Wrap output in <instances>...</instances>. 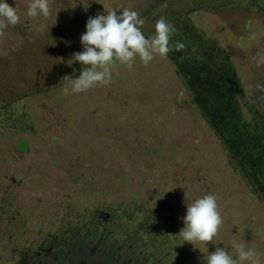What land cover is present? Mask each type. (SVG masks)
Masks as SVG:
<instances>
[{"label":"rangeland","instance_id":"obj_1","mask_svg":"<svg viewBox=\"0 0 264 264\" xmlns=\"http://www.w3.org/2000/svg\"><path fill=\"white\" fill-rule=\"evenodd\" d=\"M7 2L18 6L21 22L9 26L0 37V85L16 84V89L40 93L26 95L20 102L26 113L30 112L35 132L24 134L14 128L4 133L7 142L0 137L4 142L0 144V207L7 208V215L0 218V263L9 264L11 257L7 252L18 248L24 251L22 245L37 231L45 236L66 232L70 236L84 229L81 225L100 222L98 213L104 210H112L113 217L121 204H132L129 208L134 212L146 202L136 203L134 198L138 201L145 197L157 203L160 200L158 204L166 205L168 214L180 208L184 217L187 205L201 197V189L215 194L223 224L213 243L197 241L193 245L183 241L181 229L176 231L180 215L172 216L166 223L171 228L167 236L170 243L176 242V248L167 246V261L199 264L201 260V264H206L208 254L216 247H225L236 257L231 244L237 241L254 248L264 264V195L254 197L243 187V181L250 179L253 181L245 183L255 185L259 193L264 187L261 174L250 168L262 167L264 172V141L246 142L248 152L242 162L224 141L226 134L221 133V128H208L202 109L194 104L195 100L202 102L201 106L211 107L218 116L219 110L226 114L234 109L240 114L234 116L237 123L241 121V111L243 122L253 127L255 120L264 126V118H253L255 113L264 115L255 103L256 93L261 92L258 85L264 78V63L259 62L260 55H264V0H52L51 18H29L26 12L30 0ZM208 7L222 11L208 14ZM123 8L139 13L146 37H154L159 18L172 22L171 51L156 55L147 66L139 67L138 62H142L137 56L131 69L116 61L112 81L86 92L65 95L64 88L51 90L53 85L61 84L62 71L71 76L63 57L71 58L75 35L80 45L74 47L82 51L80 37L86 31L88 18ZM55 35L64 39L63 44L67 42L68 55L56 48L61 60H52L51 50L47 49L45 61L41 40ZM13 97L21 96L17 93ZM151 98L161 107L154 105ZM191 103L193 106L189 107ZM150 105L153 110L146 112ZM111 108H121L123 118L120 111L114 116L105 111ZM6 111L11 112L12 108ZM94 112V116H83ZM193 112L194 119L201 117L205 124L201 129L194 128ZM5 117L12 126L20 124L13 115ZM229 120L224 119L222 124ZM178 137L184 146L176 142V147L157 152L160 144H167L168 140L174 144L172 138ZM23 138L28 139L29 147L23 154H16L15 144L26 148ZM232 142L237 143V138L233 137ZM255 155L262 157L257 164ZM15 156L16 163L39 158L40 173H26L15 163ZM187 164L193 165L183 168ZM181 182L185 191L197 193L184 196ZM19 183L21 190L16 188ZM153 205L147 206L148 211L153 210ZM164 212H154L152 218L144 219V226L152 225ZM18 227L29 233L11 238L10 235L19 234ZM108 227L111 230L114 224ZM52 239L46 241L45 247L50 246ZM184 246H189L190 257L182 253Z\"/></svg>","mask_w":264,"mask_h":264},{"label":"clouds","instance_id":"obj_2","mask_svg":"<svg viewBox=\"0 0 264 264\" xmlns=\"http://www.w3.org/2000/svg\"><path fill=\"white\" fill-rule=\"evenodd\" d=\"M52 0H30L26 15L29 18L51 15ZM21 22L18 6L10 5L7 0H0V37H3L9 26H17ZM144 21L139 13L123 8L115 9L89 17L86 31L81 34L82 51L74 52L68 60L71 66L79 62L82 70L79 76L65 75L67 81L64 94L86 92L97 85H107L112 81L114 64L119 61L129 69L137 58L147 66L156 55L164 56L170 51V38L173 26L161 17L155 23L154 37H146L142 31ZM178 47H183L178 45ZM260 63H264V55H260ZM75 72V69H73ZM184 227L179 235L183 241L195 244L212 242L223 224L215 194L209 193L187 205L186 215L182 218ZM236 257L225 247H216L207 256L206 264H261L260 255L254 248H246L243 243L233 241Z\"/></svg>","mask_w":264,"mask_h":264},{"label":"trees","instance_id":"obj_3","mask_svg":"<svg viewBox=\"0 0 264 264\" xmlns=\"http://www.w3.org/2000/svg\"><path fill=\"white\" fill-rule=\"evenodd\" d=\"M91 5H92V2L90 3V5L88 7H90ZM50 7H51V5H50ZM208 8H209V10H205L206 11L205 13H208V11H211L213 13L214 12L218 13V12H221L222 11L218 7H208ZM229 14H230V12H229ZM49 17L51 18V15ZM170 23H171V25H173L172 22H170ZM226 25L228 26L227 28H231L230 27V24H226ZM174 26H175V23H174ZM63 33H65V28H64ZM64 35H66V33ZM77 39H78V37L75 35V38H74L73 43H72L73 45H71L72 54L74 52H78L77 48L74 47V45L75 46L80 45V44H78ZM63 40L64 39H62V37L60 38V37H58L56 35L54 37L46 36L45 38H43L41 40L42 45H43V48H44L43 49V52H42L43 57H44L43 60L46 61V57H47L46 56V50L47 49H50L51 50L50 51V59H52V60H54L57 57V55H58V53L54 50L56 48L58 49V51L64 50L65 54L68 55V52L66 50L67 49V42L65 44H63ZM55 41H57V42H55ZM48 42H49V46L47 45ZM174 46H176V45L174 44ZM66 57H67L66 55H65V57H63V59L66 61L65 63L68 62V60H66ZM57 59L58 60H61L60 59V56L57 57ZM67 65H68V63H67ZM143 65H144L143 63L140 64V62H138V66L139 67L140 66H143ZM9 66H12V65H9ZM69 67H70L71 76L72 77H76V76H79V74L81 72L79 70V68L82 70V67H86V66H82L79 62H74ZM73 69H75V72L73 71ZM201 69H203V68H201ZM68 73H66V71L65 72L62 71V73H61L62 74L61 75V84H55V85H53L51 87V90L63 89L67 85V81L63 77L65 75H68ZM147 81L148 80L145 79V81H143V82L146 83ZM19 84L20 83H18V85ZM15 85L16 84H13V85H10V86H7V87H4V86L1 87V85H0V96L3 97L2 100L0 101V137L4 140V142H7V140H8L7 139L8 136L7 135L5 136L4 133L7 132V131H11L12 132V129H14V128H17L18 130L23 131L24 134L31 133V131L32 132H35V130L33 129L34 124H33L32 119H31V114H30V112L28 110H27V113H26L25 108L22 107V105H21L20 102H22L23 100L26 99V97H25L26 95L27 96L28 95H34V94H38L40 92L39 91L37 92L36 90H33L32 91L31 89H29V90H26V89L25 90L24 89L21 90L20 89L19 90V89H16L15 88ZM258 86H260V91L261 92H257L256 93V96L258 97V99H256L255 103H256L257 106H260L264 110V78L260 81V84ZM143 88L145 89V86H143ZM241 88L242 87H240V89ZM151 89H153V88H151ZM17 93L20 94L21 97H13V95L14 94H17ZM153 101H154L153 102L154 105H158L159 108L161 107V105H159V103L156 100H153ZM196 103H200V104L197 105ZM201 103L202 102H199V101H196V100L194 102L195 107L197 109H200V108L202 109V112L201 113H203V118H204L205 122L208 124V126H209L208 128H212L213 130H216V129H220L221 128V133H225L226 134L224 141H227L228 142L229 149H232L233 148L232 149L233 156L240 157L241 158V161L242 162H245V160H244L246 158L245 154L248 152V151L245 150V148H246V142H251L253 140L264 141V136H262L264 134V126L261 123H259L258 121L256 122L255 120H253L255 122V125L253 127H252L251 123H249V122H247V123L243 122L242 120H244L245 118L243 117L241 111H240V113H241V119L240 120L241 121H238V123H237L234 120V116L235 115H240V114L236 113V111H234V109L232 111L231 110H228L226 114L219 110L218 111L219 116H218L217 114H215V111H213V109L211 107H206L204 105L201 106ZM191 104L192 105L189 104V107L190 106H193V103H191ZM150 106H151V108L147 109L146 112H148L149 110H153V106L152 105H150ZM9 108H12V111L11 112L6 111ZM4 109H5V111H3ZM105 111H107V113H109V111H110L111 112L110 113L111 116H114L116 114L114 112H116V111L117 112L120 111L119 114H120V117L121 118H123V115H124L123 110L121 108H111V110H108L107 109ZM194 113L195 112H193V114H192V118L193 119H191L193 121V124L195 125L194 128L201 129V126L204 123L202 122L201 117H200V120L194 119ZM26 114H28V115H26ZM6 115H13V116H15L20 121V124L18 126H12L10 124L9 120H6V118H8V117H5ZM94 115H95V112L92 113L91 115L85 114L83 116L88 117V116H94ZM261 115H262V113H255V115H254L253 118H264V115L263 116H261ZM231 116H232V119H231ZM226 118H230V120L228 122H225L224 124H222V121L224 119H226ZM216 119H217V121H216ZM27 121L29 122V124H26ZM102 124L105 127L109 128V126L107 125L106 122H102ZM11 134L14 135L13 133H11ZM233 137H236L237 138V141H238L237 143H233L232 142V138ZM172 139H173L174 144H172V142L168 140L167 144L162 143V144H160L158 146L157 152L161 153V151L164 150L165 147H167V148L176 147L177 145H179L176 142L180 143V146L181 147L184 146L183 145L184 142H183V140H182L181 137L172 138ZM22 140L27 141L26 142V148L25 149H20L21 147H18L15 144V147H16V150H17L15 152L16 154L17 153L19 154V152L23 154L24 152H26V150L29 147V141H28V139L27 138H23ZM61 140H63V138ZM4 142L3 141H0V144H2ZM249 145H253V144H249ZM37 153H39L38 150H37ZM148 154H149V152H148ZM29 155H33V153L32 154H29ZM254 157H257L258 158L256 160V164L260 161L259 159H262V157L259 156V155H255ZM3 158L5 159L4 156H3ZM16 160H17V157L15 156V163H16ZM74 160H75V158H74ZM33 162H36L37 163L36 164V167H30L29 166ZM16 164H19L20 165V168H22L29 175L32 174V176H36L37 174H39L40 173V169H42V163L39 161V158H37L36 160L27 161L26 163H24L23 160H20V162L19 163H16ZM16 164H14V165H16ZM191 165H193V164H187V166L186 167H183V168L187 169ZM172 166H173V163H171V166L168 167L169 170L172 168ZM180 167H182V164L180 165ZM250 168L255 169V171H258L261 174V176H262V178H261L262 185H264V172H263V168L261 167V169H260L259 167H255L253 165H250ZM178 170H179V168H178ZM172 180H174V182H176L175 179L172 178ZM252 181H253V179L243 181V187L252 196H254V197L255 196H259V197L262 198V195H264V187L263 186L261 187V191L259 193L256 190L255 185L251 186L250 183H245V182H252ZM162 184H164V186H166L167 185V181H164ZM181 184L183 185V190L181 191L179 188L178 189L181 192H183L184 196L187 193H189V194H191V193H195L196 194L197 193V192H192V191H185V188H184V185L185 184H184V182H181ZM200 187H201V184H200ZM160 191L161 190H159V192ZM162 192H164V191L162 190ZM168 192H170V191H168ZM153 193H155V191H153ZM206 193L207 192L201 191V189H200V196L201 197L204 196V195H206ZM157 194H159V193H157ZM163 196H164V199H165V193H164ZM152 197H153V195H152ZM12 199L13 198H10L9 199V202H12L13 201ZM135 200L136 199L134 198L133 202H136V203H142L143 201H146V202H143L142 203L141 206H143V207H141L140 209H137L135 212H132V209L129 208V206H133L132 204H128V205L121 204L122 210L124 211V213H122V214H126L127 215L125 217V220H124V225H123L124 228H127V227L129 229L130 228H135V226H137V225L144 226V223H143V220L144 219L142 220V217H146V219H150L154 215V212L160 210L159 209L160 205L158 204L160 200H158V203H157L156 200H153V199H151L149 201L145 197H144V200H143V198H140L138 201H135ZM185 201L186 200H183V205L185 204ZM123 202L127 203L126 201H123ZM133 202H131V203H133ZM164 202L165 201H163V203ZM152 203H154L153 210L152 211H148L149 207H147V206H150ZM164 204H166V202ZM138 210H142L143 212L141 211L139 213ZM12 211H15L16 213H22L19 209H12ZM183 211L184 210H181L179 208V209H175V210L170 211L171 213L168 214V210L166 209L165 212H164V215L162 216V218L159 217L158 220H155L153 222V224H152V226H153L152 228L153 229L151 230V234L152 235H150V238L153 239L151 241V243L154 246H160L159 241L157 240V231L159 229V231L161 233L163 231H165L164 233H166L165 236H166V239H167V242H168L167 245L169 246V248L176 247L175 246L176 245V242L174 244H172L169 241V238H168L167 234H169V232H171L170 231L171 228L169 229V225H166V223L169 222V218H171L172 216L180 215V217H179L180 221L177 220L178 224H177L176 231L182 229L184 227V221L182 219L183 218ZM6 215H7V208L4 206V207H2L0 209V218H3ZM11 216H13V215H11ZM158 216H160L159 213H158ZM29 221H31V220L29 219ZM2 236H5V235H2ZM154 238H155V240H154ZM192 246L190 247V249L192 248ZM188 248H189V246H186V247L184 246V249L182 250V253H184L186 256H189L190 257L191 256V253L190 252L188 253V251H187ZM193 248L194 249H198V246H195ZM166 249H168V248H166ZM111 258L110 257H105V259H104V260H106L105 261V264H107V263L110 264V261L111 260H113V259L115 260V257L114 256L113 257L111 256ZM101 259H102V255H101ZM196 260L198 261V259H196ZM201 262L203 263V261L199 260V264H201ZM169 263H171V260H169Z\"/></svg>","mask_w":264,"mask_h":264},{"label":"flooded vegetation","instance_id":"obj_4","mask_svg":"<svg viewBox=\"0 0 264 264\" xmlns=\"http://www.w3.org/2000/svg\"><path fill=\"white\" fill-rule=\"evenodd\" d=\"M21 184L16 188L21 190ZM165 207L166 205L159 208L164 211ZM138 211L140 213L142 210ZM122 213V208L116 207L112 217V210H104L98 213L101 216L100 222L81 225L84 229L70 236L67 232L61 236H51V233L45 236L37 231L28 240L25 238L27 243L22 245L25 252L20 251V248L7 252L11 257L9 264H105V257L111 256H114L115 260H111L110 264H171L167 261L166 248L169 246L165 231L161 233L158 229L157 240L160 246H154L151 243L153 239L150 238L153 226L137 225L135 228H124L127 215ZM143 219L146 217H142ZM109 224H114V228L110 230ZM17 231L18 235L10 237L17 238L29 233L23 227H18ZM51 237L53 241L50 246L45 247L46 241L51 240ZM177 251V254L181 252L179 249ZM7 259L9 260V257Z\"/></svg>","mask_w":264,"mask_h":264}]
</instances>
